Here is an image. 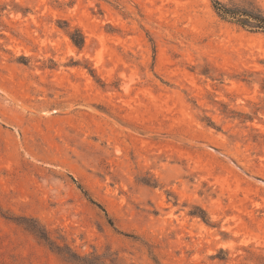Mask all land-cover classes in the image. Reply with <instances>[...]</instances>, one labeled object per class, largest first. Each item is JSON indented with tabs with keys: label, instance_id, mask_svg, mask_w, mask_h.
Here are the masks:
<instances>
[{
	"label": "rangeland",
	"instance_id": "374dc122",
	"mask_svg": "<svg viewBox=\"0 0 264 264\" xmlns=\"http://www.w3.org/2000/svg\"><path fill=\"white\" fill-rule=\"evenodd\" d=\"M0 264H264V34L211 0H0Z\"/></svg>",
	"mask_w": 264,
	"mask_h": 264
},
{
	"label": "trees",
	"instance_id": "16d2710c",
	"mask_svg": "<svg viewBox=\"0 0 264 264\" xmlns=\"http://www.w3.org/2000/svg\"><path fill=\"white\" fill-rule=\"evenodd\" d=\"M211 1L215 13L223 21L236 24L249 32L264 34V12L253 3H247V5L240 6L236 4H225L220 0ZM74 42L77 45L81 44L82 46V41L74 39ZM85 195L88 196L87 193H85ZM89 200L91 203L96 204L92 199ZM21 223L26 227V229L51 245L48 234L36 221L32 219H23ZM56 249L59 250V247Z\"/></svg>",
	"mask_w": 264,
	"mask_h": 264
}]
</instances>
